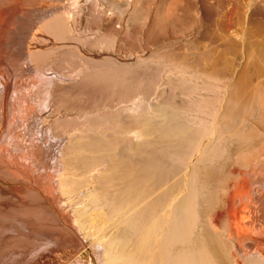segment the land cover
I'll return each instance as SVG.
<instances>
[{
    "label": "bare ground",
    "instance_id": "obj_1",
    "mask_svg": "<svg viewBox=\"0 0 264 264\" xmlns=\"http://www.w3.org/2000/svg\"><path fill=\"white\" fill-rule=\"evenodd\" d=\"M84 2H85L84 0H0V162L7 163V166H5L3 169L0 168V185H3L4 187L8 185H9L8 187H13V186L15 187L19 185L21 186L24 183L19 184L17 182H10L6 178L7 177L6 175L10 172L12 173V171L18 172L20 174H24L27 172L31 174L34 171L35 173L38 174V176L42 178V181L40 180L41 182L40 185L42 186L43 190L46 193L50 194L51 191H55V193H51L52 194L51 197L53 199L55 198L54 200L56 203L55 205H53L52 208H54V210L56 211V213L59 214V216L61 214L63 215L64 218H66L65 213L63 212L64 209H67L70 206L73 207L75 206L76 208L77 206L79 207L77 209L74 208L75 211L79 209L78 210L79 212L78 213L76 212L77 214L73 212L75 215L74 214L72 215L70 214V215L73 218V225H75L79 230L78 231L79 234L77 232L76 233L82 236V238H79L76 235L75 236L80 239L82 244H86L87 246L86 249L81 254L74 255L66 264H100V262H102V264H178L171 261L172 259L169 258L170 254L174 251V248L178 247L177 246L178 244H184V243L186 244V242H189L192 236H194L195 227L198 225L197 224L198 213H196V204H195L196 190L193 191L189 185L190 179H192V175H193V170L191 167L194 163H196V161L207 162L210 159L209 155L212 154H210L209 151L211 150L210 146L213 140L212 139L213 136H211L212 134H208L207 130H203V129L201 130V128L194 129L187 126L183 119H186V121L188 120L190 122L195 121V118L190 114L191 112L190 111H189L190 113L186 112L187 110L182 111L181 109L177 108L175 105H171L172 102H175L177 99L180 98L181 94H179L178 92H180L179 90L181 88L180 87L181 85L179 81H178L179 84L178 83L175 84V82L173 84L171 74L168 73L167 71H166L167 74L164 77H162L164 74H160L162 76L158 74L160 76V79L161 77L162 79L164 78V81L159 80L160 88L158 89L156 86V89L160 90L162 86L164 87V85L165 87L169 88L172 85L173 87L172 86L170 87L172 88L171 92H173L171 93V95L173 96V94H175L174 96L176 97V95L179 94L178 95L179 98L173 97L176 100L174 99L175 100L174 101L172 98L173 101H171V103H169L171 97L168 99L167 101L168 103L165 102V104H162L163 101L160 104L158 99L157 100L155 99V101H157L155 102L153 101L154 100L153 98H152L153 100L151 99L152 100L151 102H148V100L146 101V99L143 100V102L139 99L135 101L131 99L129 101H126V103L125 102L120 103V100L121 101L128 100L127 97L129 96L127 95L128 89H126L127 90L126 94L124 93L126 96V97L124 96L125 100L124 97L123 98L119 97L121 99L120 100L118 99L119 101L118 105L113 107L111 106V108L102 107L103 109L100 110V108H98L99 110L96 109V111H94L95 109L93 110L90 109L92 110L90 113H87L90 110H88L87 112L86 111L83 112L80 109L78 112L75 113L77 115H75L72 113L74 111L72 110L73 107L72 108L69 107L72 110L71 112L70 110H68L69 108L66 109L65 106L64 108L61 106L62 104L61 102L64 99L62 95L65 94L64 92L60 94V91H61V87L63 85L64 86L66 85L64 84L66 82H63V80L68 78H70L68 79V82L77 80L78 75H80L83 70H80L76 74L77 75L76 76L70 73L69 74L65 73L59 68L57 69L54 67H49L50 65L49 66L42 65V63L40 62H44V60L49 57L47 53L52 50L54 51V49L58 48L59 45L61 44V40H60L61 31L59 29L58 30L56 29V24L59 23L57 27L60 26V23L62 24L64 18L65 17L68 18L73 8H78L79 11L81 10V8L83 9V7L81 6L84 4ZM86 4L88 3H85L83 6H85ZM95 6L96 4L93 6L92 9L95 10L96 9ZM86 10L88 12V9ZM81 12L83 11L81 10ZM20 13L21 14L24 13V15L27 16V19L25 18V16H23L25 20L24 18L22 20ZM105 16L106 15H104V17ZM102 19L107 20L106 18H102ZM100 23L102 24V22ZM107 23L111 26L110 27L111 31H113L115 29L114 23L111 21H108ZM99 33L100 30L98 32V35ZM115 35L116 33L114 34L113 37H116ZM84 43L87 42L84 41ZM89 47L90 46H88V48ZM85 48L83 49L81 48L83 50L81 52L83 53V56L85 55L94 60H97L98 63L100 61H103L106 63V65H108V67H112L113 70L116 69L117 73L121 74L122 69L120 68L123 67L122 66L120 67L119 63L121 60H123V57L119 54L121 53L119 52L120 50L117 51L116 50L117 48L116 49L111 48V50L114 49L115 51H112L113 53H110V52L101 51L102 49L97 51L98 49L96 48L97 50H95V47L93 50L85 49ZM206 50L208 51V49H205V51ZM79 51L81 50L79 49ZM123 61L126 62L125 60ZM101 64L103 65V63ZM106 65L104 64V66ZM128 66L127 69L128 68L131 69V66L130 65ZM118 67H120L119 71H118ZM151 69L153 70V68ZM209 69L212 72L211 74L221 73L226 75L227 72L229 71V70L227 71L228 68H226V66H220L218 61L209 64ZM116 70L114 71L116 72ZM122 72L124 73V74L122 73L124 75L123 80H125V77L129 75L130 72L127 73L126 71L125 72L122 71ZM163 72L166 73L164 70ZM125 73L127 74L126 76ZM122 74L121 77L123 76ZM129 77L127 76L126 78ZM111 78H113V76ZM115 79L118 80L119 77L118 78L116 77ZM113 81L115 86L116 84L115 80ZM161 82L163 83V85H161ZM107 83H109V81H107ZM124 84H126V82ZM124 84L122 86H125ZM123 88L121 87V89ZM164 88L162 89L164 90ZM121 89L119 88V90ZM158 90H156V92ZM193 91L195 92L194 89ZM181 92H183V90H181ZM165 93L167 92L165 91L164 95ZM232 94L234 96V94L236 93H231V95ZM166 96L168 95L166 94L164 98H166ZM236 96L238 95L236 94ZM191 97H194V95ZM227 97L228 96H226V99ZM129 98H131V96H129ZM157 98H160V96ZM142 99H144V97ZM64 100L66 101V99ZM71 100L73 101V99ZM84 101L82 102L84 103ZM144 101L148 103H144ZM260 102H261V98H260ZM65 103L66 102H64V104ZM73 103L74 102H72L71 106L73 105ZM83 108H85L84 110H86L87 106ZM220 109L221 108H219V110ZM147 110L148 111L153 110L151 111L152 116H148L145 118L143 117L142 119L136 118L137 120L129 119V115L127 116L128 119H126L127 117H125V119L121 118L122 119L121 120L120 117L122 113L120 115L118 114L120 111L121 112L124 111L123 114L125 113V115L133 114V113L139 115L140 113H143ZM80 112L82 114H80ZM102 112L108 114L107 116H105L107 119L101 117L102 115L100 116V113ZM219 112L220 111H218L217 113ZM211 115H213V113ZM91 117L92 118L94 117L93 118L94 120ZM215 120L216 119H214V121ZM40 128H42L41 131ZM255 129L259 130L260 128L256 127ZM123 137L126 140L127 138L131 140L133 139L138 140V144L134 142L132 143L129 142V145H127V147L125 145L124 147L125 149H127L129 146V148H131L132 150L129 148L128 149L132 151L133 155L134 156L137 155L135 156V158L136 157L139 158L138 154L141 155L142 160L140 162H137L138 164L136 163L137 160L133 162L135 159H132L133 161L130 162V159H128L129 161H125V159L127 158L124 157V159H122L121 157H119L120 156L119 154L121 153V151H119L120 150L119 146L121 145L122 142V141L120 142V140L123 139ZM133 143L136 146L132 145L133 147H131L130 144ZM44 145H48V146L44 147ZM69 148L71 149V151H69ZM122 148L123 146L121 147V150ZM142 148L143 149L146 148L147 153L146 151L145 152L143 151L144 153L141 152L140 150H143ZM208 148L210 150H208ZM261 148L262 150L264 149L263 145ZM129 150L128 151L124 150V151L127 153L129 152ZM262 150L259 149L260 152H263ZM67 151L71 152L70 156L68 155L69 157L67 156V154H69V152ZM259 151H257V153H259ZM125 152L124 155L126 154ZM145 153L146 156L143 157ZM45 155H47V160L52 161V163H50V166L48 163H45L43 161ZM159 155L162 157L166 156L170 158H176L179 161L181 160L182 168H180L178 165L176 167L175 164L173 165L175 167L171 166L173 164L172 161L171 164H169V166L164 163L162 164L161 163L162 160L158 159ZM247 156H249V154ZM251 156L252 155H250L249 157L250 159ZM8 157H10L11 159L10 158L8 159ZM119 158H121L123 161ZM263 160H260L258 163H261V161ZM42 161L44 162L43 164L44 166L41 170L39 167V163H41ZM249 161L250 160H248V163ZM252 162H254V160ZM21 163H27V164L24 165ZM27 165H31V169L33 171L30 172V170L27 169ZM248 165L246 166V168H248ZM254 165H252V167ZM254 167L253 170L250 167L252 171L250 172L249 170V172H246L244 176L245 178H247L246 175L250 173L252 184H254V187L255 186L257 187V188L255 187L257 190L255 189V191H251L250 185L248 182H246L247 179L245 178L244 179L246 181H244V179L241 180L239 185L235 184L237 183L235 181L234 186L236 187L237 185V194L239 196L237 197V199L239 198L240 201L242 202L240 203L241 208L238 207V210L237 211L235 210L236 212L234 211L235 213L232 216L229 211L235 208L236 205L233 204L232 207L234 206V208L231 207L230 210L228 209L229 211L227 210L226 212L219 213L217 216H215V218H213L214 220L212 219L210 220L211 222L213 221L214 224L213 226L215 231L219 235H221L220 238L223 237L225 241L231 242L234 248L237 249V251L235 252L236 255L238 254L237 257L240 255L237 258L238 259V262L236 261L237 264H240L244 260L245 262L248 261L247 264H250L249 261L254 262L256 264H264V213L262 215L260 214L261 212L257 210L259 212L258 214L257 211L255 210L257 213L256 214L253 210H251L253 211L252 216H254L253 214L255 213V217H253L252 219L250 218L248 220L250 214L249 216H246V218L244 216L245 212L246 213L249 212L248 209H246L245 205L247 204V196L250 193H251V197L250 199L248 198L250 202L252 200L253 203L258 202L261 199H262L261 202L264 200L259 196L260 193H258V190L264 191V163L262 165H257V166L255 165ZM1 170L3 172L5 171V173H2ZM210 172H212V170ZM236 172L237 170L235 171V173ZM237 175H239V173L236 174L235 176ZM241 175L242 176L239 175L238 177L239 178L244 177L243 174ZM40 177H36V178L39 179ZM92 182L98 183L97 186H99L96 190L94 189L93 192L90 191V185H92ZM206 182L204 181V183ZM30 186L36 187L33 185ZM32 187H31V191L36 190L38 188L37 187L36 189L35 188L32 189ZM229 189H231L230 185H229ZM234 189L235 188L232 189L233 192ZM17 190L14 191L15 194L17 193L16 192ZM229 191L225 190V192H229ZM37 192L38 193L40 192V195H42L41 190H38ZM29 193H25V194L27 195ZM231 195L233 194L230 193V196ZM230 196L227 198H230ZM16 197L18 196L16 195ZM20 197H18V199L21 200ZM262 197H264V195ZM35 198L37 201V197ZM43 198L45 199L44 196ZM243 198H245V201H243ZM44 199L42 200L44 201ZM237 199L236 201H234L235 203L237 202ZM39 200L41 199H38V204L40 203ZM240 201H238V203ZM250 202L247 205L249 206V204H252L251 207L250 206L249 207L254 209L252 206L255 204ZM261 202H258L257 204L259 205ZM197 206L200 207L201 205L200 206L197 205ZM45 207L46 206H44V208ZM260 208L262 207H259V209ZM70 210H73V208H71ZM43 211L45 212V210ZM211 214L214 215L213 212H211ZM53 216L55 217L56 215L53 213ZM84 216L87 217V219H85L86 225L83 224L84 223L83 218H85ZM246 219L249 222L246 221ZM52 220L55 219L52 218ZM78 220H83L81 223L83 226L81 225L79 226L80 223H78ZM234 223L237 226L236 228ZM227 224L228 226L226 227ZM88 225L90 226V228L91 226L94 227L93 228L94 231L92 234L94 237H91L90 234H89L90 236L88 235V237H86V233L83 234L81 232L82 230L80 231V229H83L85 228L84 226H88ZM70 228L71 227H69V229ZM211 228L209 229L211 230ZM83 230H84L83 232H85V229ZM70 231L72 232V230ZM90 233H92V230ZM216 235L214 236L216 237ZM15 237H16L15 235L10 236V240H14ZM216 239L217 238H215V241ZM83 240L85 241L83 242ZM192 241L194 240H191L190 244ZM215 241H213V243H215L216 246L217 242ZM225 241L222 242L224 245H225ZM18 242L19 241L17 240L14 242V247L15 249L19 250V252H21L20 251L21 244L18 246ZM226 243L229 244L228 242ZM104 244L106 246H104ZM21 246L23 247V245ZM34 246L37 247L36 244ZM89 246H94L98 249H101V252H98L97 250H92L89 248ZM188 246L191 245L188 244ZM226 246L228 247V245ZM42 247L41 249L39 248V250H43ZM219 247H217L218 250H222V248L220 249ZM30 248L31 247L29 246V249ZM34 248H32L31 250H33ZM34 250H36V248ZM44 250H45V245H44ZM183 251L185 254L186 253L185 250ZM157 253H160V255L162 256L159 263H156L155 261V256ZM98 254L99 256L102 255L101 257L103 260H100L101 258L100 259L98 258ZM172 254L174 255L176 253L173 252ZM195 258H197L196 254H195ZM202 258L204 257L202 256ZM239 258L242 259H240L239 261ZM229 263L231 264V262ZM181 264H193V262L190 261L188 258L187 259L185 258V261L182 262Z\"/></svg>",
    "mask_w": 264,
    "mask_h": 264
},
{
    "label": "rangeland",
    "instance_id": "obj_2",
    "mask_svg": "<svg viewBox=\"0 0 264 264\" xmlns=\"http://www.w3.org/2000/svg\"><path fill=\"white\" fill-rule=\"evenodd\" d=\"M84 1H85L84 4L85 3L88 4H86L85 6H83L84 5L83 4L81 6L83 7V9L81 8L83 12H81V10L79 11L78 8H73L68 18L65 17L64 21H62V24L60 23V26L62 25L61 27L58 26L59 27L58 28L57 25H59V23L56 24V29L57 30L59 29L61 31L60 34L61 44L59 45L58 48L54 49V51L52 50L47 53L49 55L48 57L49 59L47 58L44 60V62H40L42 63V65H46V66L50 65L49 67H54L57 69L59 68L63 72L68 74L70 73L73 75H76L80 70H83L81 74L78 75L77 80H74L72 82H68V79L70 78L63 80V82H66L64 83L66 85L65 86L63 85L61 87V91L62 89L63 91L62 92L60 91V94L64 92L65 95H62V97L66 99V101L62 98L63 100L61 103L62 104H64V102L66 103L64 105L61 104V106L63 108L65 106L66 109H68L69 107L70 108L73 107L72 108V110H74L73 112L70 108L68 109L73 114L78 112L80 109L83 112L84 111L87 112L90 109L92 110L95 109L94 111H96V109L98 108H100V110L105 107L111 108V106L113 107L118 105L119 103L118 99L120 100L121 98L119 97L123 98L125 96L127 91L126 89H128L127 95L131 96V98L127 96L128 100H125L126 97L125 96L124 97L125 101L120 100V103L122 102L126 103V101H129L131 99L134 101L139 99L142 102L145 99L146 101L148 100V102H151L153 99H154L153 101H155V99L156 100L158 99L160 104L162 103V101H163L162 104H165V102H167L170 97L171 98L169 100V103H171V101H173L175 98H179L178 95L181 94L182 96L180 95L179 99L177 100L175 99L176 101L174 100L175 102H172L171 105H175L177 108L181 109L182 111L187 110L186 112L189 111L191 112L189 113L195 118V121L190 122L188 120L186 121V119H183L185 121V124L194 129L201 128V130L202 129L207 130L208 134H212L211 135L213 136L212 137L213 140L211 142L212 147L210 146L211 150L209 148L208 150L212 151V149L213 148L214 149L212 152L209 151V153L212 155H209L210 159L207 162L196 161V163H194L191 167L193 170V175H192V179H190L189 185L193 191L196 190L195 204H196V213H198V220H197L198 225L195 227L194 236H192L189 242H186L187 245L185 243L178 244L177 245L178 247L176 246L177 248H174L173 251L176 254L173 255L172 252L169 258L172 259L171 261L178 264L184 262L185 258L186 259L188 258L190 261L193 262V264H198V262L199 264H227V263L230 264L229 262H231V264L232 263L237 264L238 262L237 258L240 256L239 255L237 257L238 254L236 255L235 253L237 249L234 248L231 242L225 241L223 237L220 238L221 235H219L215 231L213 226L214 225L213 221L211 222L210 220L211 219L214 220L213 218H215V216H217L219 213L226 212L228 209L230 210L233 204H235L237 208L235 206L236 208L235 209L233 206L232 208L234 209L228 211L232 216L234 215V213L238 210V207L241 206L240 203H242L239 198L237 199V197H239L237 194V185H239L241 180L245 178L244 175L246 172H249V170L251 172L255 165L256 166L262 165L264 163L263 160L264 149L262 150L261 148L262 145L264 148V144H263L264 143V132H263L264 131V125H263L264 123V0H91V1L84 0ZM92 4L93 6L96 4L95 7L98 10L92 9L93 8ZM86 9H88V12ZM20 15L23 20L24 18L23 16H25L24 13L22 14L20 13ZM104 15L106 16L104 17ZM25 18L27 19V16H25ZM102 18H106L107 20L105 19L103 20ZM108 21L114 23L115 29L113 31H111L110 28L111 26L107 23ZM100 22H102V24ZM99 30L100 33L98 35ZM115 33H116L115 35L116 37H113ZM84 41L87 43H84ZM88 46L92 48L90 47L88 48ZM93 46L95 47V50L98 49L97 51L102 49L101 51L110 52V53H113L112 51H115L114 49L116 48L117 51L120 50L119 52H121L122 54L121 53L119 54L123 57V60H125L126 62H124L123 60L120 61L119 65L120 67L122 66L123 68L118 67V71L120 68L122 69V71L124 72L126 71V73L130 72L129 75L125 73V76L127 75L128 77L129 76L130 77L126 78L127 77L126 76L125 80H123L124 73L121 70H120L121 74L123 73L122 77L120 73H117L116 69H114L116 70L115 72L112 69V67H108V65H106L105 62L99 60L100 62L98 63L97 60H94L85 55L83 56V53H81L83 51L82 49L86 47L85 49L93 50L94 49ZM111 48L114 49L111 50ZM79 49L81 51H79ZM205 49H208V51L207 50L205 51ZM215 61H218L220 66H226V68H228L227 71L228 70L229 71L227 72L226 75L221 73L211 74L212 72L209 69V64H212ZM101 63H103V65ZM126 63L127 64L129 63L128 65L131 66V69L130 68L127 69L128 65ZM104 64L106 66H104ZM124 66L126 69L124 68ZM151 68H153V70ZM163 70L171 74L173 84L174 82L175 84L177 83L179 84L180 82L181 85L180 86L181 88L179 87L180 92H178L179 94L176 95V97L174 96L175 94H173V96L171 95V93H173L171 92L172 88H170L172 85L169 87L170 89L168 87H165L164 85V87L167 90L163 86L162 88H164V90L162 88H161L162 90L161 89L158 90L160 88L159 80L164 81V78L162 79V77H164L167 74V72L164 73ZM105 71L108 72L106 73ZM158 74L159 75L164 74V75L163 76L160 75L162 76L160 79V76ZM112 76L113 78H111ZM115 76L117 78L119 77V79L118 80L115 79L116 78ZM113 80H115L116 83L115 86ZM107 81H109L110 84L107 83ZM125 82L127 85L124 84ZM122 83L125 86H122L123 85ZM161 85H163L162 82ZM120 86L124 88L121 89ZM156 86L158 89H156ZM117 87H119L121 90H119V88ZM155 89L158 91L156 92ZM193 89L195 90V92L196 91L197 92L195 93ZM181 90H183V92H181ZM165 91L167 92L165 93V95L166 94L168 95L166 96V98H164ZM231 93H236L238 96H236V94H234L233 96V94L231 95ZM190 94L191 96L194 95V97H191ZM159 96L160 98H157ZM226 96H228L227 99ZM143 97L144 99H142ZM67 98L70 100H68ZM260 98H261V102H260ZM71 99H73V101ZM82 101H84V103ZM146 101H144V103H148ZM72 102L74 103L71 106ZM86 106L87 109L84 110L85 108L83 107ZM219 108L221 109L219 110ZM92 110H90L87 113H90ZM151 111L153 110H149V111L147 110L143 113H140L139 115L134 113L133 114L126 113L127 115H125V113L123 114L124 111L122 112L120 111L118 114L120 115L122 113L120 119L121 118L125 119V117L129 115V119L135 120L136 118L142 119L143 117L145 118L148 116H152ZM218 111H220L219 112L220 115L219 113H217ZM81 112L80 114L83 113ZM212 113L213 115L214 114L215 115L214 116L211 115ZM107 115L108 114H105L104 112L100 113V116L103 117L104 119H107L105 117ZM126 119H128V117ZM214 119H216L215 120L216 122L214 121ZM256 127L260 128L261 130L255 129ZM41 129L42 128H40V131ZM120 142L121 145L123 146L122 148L123 152L121 150L122 146L120 145L119 151H121V153L119 154L118 151V154L120 155L119 157H121L122 159H124V157L127 158L125 159V161H129L128 159H130V162L133 161L132 159H135L133 162L137 160L136 163L142 160L141 155L139 154H138L139 158L138 157L135 158V156L137 155L135 156L133 155L131 151L132 149L129 148V146L128 148L131 150L127 148L129 150V152L127 153L125 151L128 150L124 148L125 145L126 147L127 145H129V142L130 143L134 142L138 144V140H134V139L131 140L129 138H127L126 140L123 137V139H121ZM134 143L130 144L131 147H133L132 145L136 146ZM47 146L48 145H44V147ZM259 149L262 150L263 152H260ZM69 151H71L70 148ZM140 151L141 152L146 151L147 153L146 148ZM257 151H259V153H257ZM124 152L126 153L125 155L128 156H125ZM70 153L71 152H69L67 156L68 155L70 156ZM128 153L129 154L132 153L130 154L131 156ZM146 153L144 155L142 154L143 157L146 156ZM248 154L249 156H247ZM250 155H252L251 159L249 158ZM165 157L164 156L162 157L160 155L158 156V159L162 160L161 161L162 164L164 163L169 166V164H171L172 161L173 164L171 166L175 164L176 167L178 165L180 168H182L181 160L179 161L176 158H170V157L165 158ZM9 158L10 157H8V159ZM248 160H250L249 163ZM253 160L254 162H252ZM260 160L263 161H261V163H258ZM43 161L45 163H48L49 166L50 163H52L51 160L50 161L47 160V155H45ZM43 161L39 163V167L41 170L44 166ZM21 164L26 165L27 163H21ZM247 165L248 168H246ZM252 165L254 166L252 167ZM5 166H7V163L0 162L1 169H3ZM250 167L252 168V170ZM27 169L30 170V172L33 171L31 169V165H27ZM235 169L237 170L236 173H235L236 171ZM211 170L212 172H210ZM2 173H5V171L4 172L2 171ZM210 173L211 174L213 173L212 176ZM238 173L240 176H242L241 174H243L244 177L239 178L238 177L239 175L235 176ZM6 176H7L6 178L10 182H17L19 184L20 183L21 184L24 183V184L15 187L14 186L8 187L9 185L4 187L3 185H0V209H1L0 210V264H66L74 255L81 254L86 249L87 245L81 243L79 238H82V236L78 235L79 230L75 225H73V218L71 216L72 214H74L73 212L75 213L79 212L78 211L79 209L75 211V209L79 208L78 206L77 208L75 206L74 207L70 206L67 209H64L63 212L65 213L66 218H64L63 215L61 214L59 216V214L56 213L54 208H52L53 205H55L56 203L54 200L55 198L53 199L51 197L52 195L51 193H55V191H51L50 194L46 193L43 190L42 186L40 185L41 183L40 180L42 181V178L38 176L37 173L33 171L31 174H29V172L20 174L18 172L12 171V173L10 172ZM246 176L247 178L245 179H247V181L245 179L244 181L249 183L251 191H255L257 187L255 186L256 187L255 188L254 184H252L250 173H248ZM36 177H40V178L38 179ZM204 181L207 182L204 183ZM235 181L237 183H235ZM95 183L96 182H92V185H90V191L92 192L94 191V189L96 190L99 187L97 186L98 183L96 184ZM234 183L237 184L236 187L234 186ZM30 185L36 187H32ZM229 185L231 189H229ZM31 187L32 189L34 188L36 189L38 187L39 189L37 188L36 190L37 191L41 190L42 195H40V192L38 193L36 190L31 191ZM233 188H235L234 189L235 193L232 190ZM15 190H17L16 192L18 194L14 193ZM225 190L227 191L231 190V191L225 192ZM33 191H36L37 193ZM262 191L258 190V193H260L259 196L264 199V197H262L264 195L263 193L264 191L263 192ZM224 192L227 194H225ZM25 193H29V194L26 195ZM230 193L233 194L234 196L233 195L230 196ZM228 194L230 198H227L229 197ZM16 195L18 197L21 196L20 197L21 200L18 199ZM43 196L45 197V199L43 198ZM248 196H247V204L250 202L249 199L251 197V193ZM35 197H37V201ZM26 199L29 201H27ZM38 199H41L39 200L40 201L39 204H38ZM42 199H44V201ZM236 199L237 202L235 203L234 201H236ZM261 200H259L258 202H261ZM238 201L240 202L238 203ZM243 201H245V198H243ZM258 202L253 203V200L250 202L255 204L252 206L254 209L250 208L252 204H249L250 207L247 204L245 205L246 209H248V211L251 212V213L245 212L244 215L245 218L250 214L248 220L250 218L252 219L253 217H255V213L257 210H259V212H261L260 214L263 215L264 200L259 204L260 206L257 204ZM197 205L199 206L201 205V206L198 207ZM44 206H46L47 208L46 207L44 208ZM259 207L262 208L259 209ZM71 208H73V210H70ZM43 210H45V212ZM251 210L255 212L253 214L254 216H252L253 211ZM199 212L202 215H200ZM211 212H213L214 215H212ZM259 212L257 211L258 214ZM53 213L56 215L55 217L53 216ZM43 217L44 218L46 217L47 219L46 218L44 219ZM199 217L200 219L202 217L201 219L202 221L199 219ZM52 218L55 220H52ZM58 218L62 219L63 221L59 220ZM85 219H87V217L83 218L84 221L78 220V223H80L79 226L80 225L83 226L81 224L82 221L84 222L83 224L86 225ZM248 220L246 219V221ZM227 226L228 224L226 225V227ZM69 227L71 228L69 229ZM84 227L85 228L83 227L81 228L85 229V232H83L84 231L83 229H80V231L82 230L81 232L83 234L86 233V237H88L89 234L91 235V237H94L92 235L94 231L93 230L94 227L91 226L92 229L90 228L89 225ZM236 227L237 226L235 225V228ZM72 228L75 230H73ZM209 228H211V230ZM70 230H72L74 234ZM91 230L92 233H90ZM12 235L16 236L14 239L15 241L16 240L19 241L18 246L20 244L23 245V247L20 245L21 252L15 249L14 247L15 241L10 240V236ZM75 235L78 236L79 238L76 237ZM214 235H216V237ZM215 238H217L216 241ZM39 240H41L42 242ZM191 240L194 241H192L190 244ZM84 241L85 240H83V242ZM213 241L217 242L218 245L216 243L215 246V243H213ZM224 241H225V245L222 243ZM226 242H228L229 244H227ZM38 243L41 245H39ZM219 243L220 244L222 243L221 246ZM35 244L37 245V247L34 246ZM188 244L191 246H188ZM44 245H45V250H44ZM226 245H228V247ZM27 246L28 249L29 246L31 248L28 250ZM40 246L41 247L43 246L42 247L43 250H39V248L41 249ZM104 246L106 245L104 244ZM34 247L36 248V250H34L35 249ZM217 247H219L220 249L222 248L223 252L222 250H218ZM32 248L34 249L31 250ZM89 248L101 252V249H98L94 246H89ZM183 250H185L186 252L185 254ZM220 251L224 255H222ZM195 254L197 258H195ZM101 256L102 255L99 256L98 254V258L99 259L101 258L100 260H103ZM202 256L204 258H202ZM222 256L223 257L225 256L226 258L224 257L223 259ZM161 257L162 256L160 255V253L156 254L155 256L156 263L160 262ZM191 257L193 260L191 259ZM196 259L198 260V262ZM240 259L242 258H239V261ZM242 262L240 264L248 263V261L245 262V260ZM249 263L256 264L250 261ZM100 264H102V262H100Z\"/></svg>",
    "mask_w": 264,
    "mask_h": 264
}]
</instances>
